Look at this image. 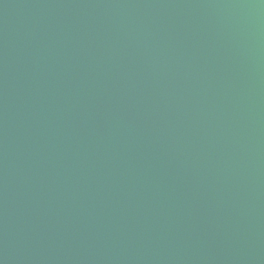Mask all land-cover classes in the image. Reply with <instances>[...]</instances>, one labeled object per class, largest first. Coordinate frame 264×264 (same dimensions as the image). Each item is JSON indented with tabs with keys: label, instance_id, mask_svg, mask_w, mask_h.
<instances>
[{
	"label": "water",
	"instance_id": "obj_1",
	"mask_svg": "<svg viewBox=\"0 0 264 264\" xmlns=\"http://www.w3.org/2000/svg\"><path fill=\"white\" fill-rule=\"evenodd\" d=\"M0 264H264V0H0Z\"/></svg>",
	"mask_w": 264,
	"mask_h": 264
}]
</instances>
